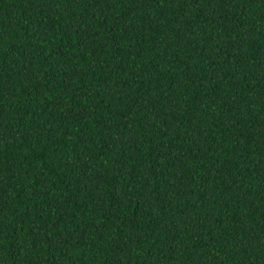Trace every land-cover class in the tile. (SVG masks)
<instances>
[{
	"label": "trees",
	"instance_id": "obj_1",
	"mask_svg": "<svg viewBox=\"0 0 264 264\" xmlns=\"http://www.w3.org/2000/svg\"><path fill=\"white\" fill-rule=\"evenodd\" d=\"M0 264H264V0H0Z\"/></svg>",
	"mask_w": 264,
	"mask_h": 264
}]
</instances>
